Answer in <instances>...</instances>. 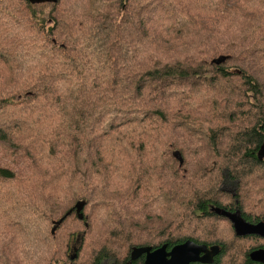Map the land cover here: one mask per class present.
I'll return each instance as SVG.
<instances>
[{"label":"trees","instance_id":"1","mask_svg":"<svg viewBox=\"0 0 264 264\" xmlns=\"http://www.w3.org/2000/svg\"><path fill=\"white\" fill-rule=\"evenodd\" d=\"M212 207L264 217V0H0V264H264Z\"/></svg>","mask_w":264,"mask_h":264},{"label":"water","instance_id":"2","mask_svg":"<svg viewBox=\"0 0 264 264\" xmlns=\"http://www.w3.org/2000/svg\"><path fill=\"white\" fill-rule=\"evenodd\" d=\"M31 3H42V2H56L57 0H29ZM227 56L220 55L211 60L214 64L223 63ZM174 156L178 159L179 165L182 164V158L178 151L173 152ZM84 201L79 200L74 204V212L78 218H82V208L84 206ZM215 210L218 214H221L229 218L233 222L235 233L238 235L247 234H258L264 236V220L257 223H250L246 221L236 210L234 213H229L222 208H211ZM71 210L67 211L64 216L54 221L51 232L60 222L70 214ZM237 216V217H235ZM235 217V218H233ZM220 252L218 245H210L196 243L192 240H185L182 243L175 244L172 247L167 246V244H162L159 247L153 248L152 246H138L133 247L130 252V261L138 259L140 256L144 255L143 264H190L193 262L200 263H212L214 257ZM251 260L259 263H264V248H256L249 253Z\"/></svg>","mask_w":264,"mask_h":264},{"label":"flooded vegetation","instance_id":"3","mask_svg":"<svg viewBox=\"0 0 264 264\" xmlns=\"http://www.w3.org/2000/svg\"><path fill=\"white\" fill-rule=\"evenodd\" d=\"M228 185H230V182L229 181H227V180H225L224 181V183H223V188H224V190H226V191H228V192H231L232 194L234 193V191H235V188H236V186L234 187H232V186H228ZM237 209H234V210H232V211H228L229 213H234L235 211H236ZM235 217H237V216H235ZM235 217H233V218H235ZM229 219V218H228ZM230 220V219H229ZM261 220H264V217L262 218V219H260V221ZM231 221V220H230ZM230 226H231V228L233 229V231L235 232V229H234V226H233V222L231 221L230 222ZM236 235H238V234H236ZM249 235H253V236H257V237H264V236H261V235H258V234H247V235H239V236H249ZM210 246V245H209ZM258 248V247H257ZM140 257H143V261H144V255H142V256H140Z\"/></svg>","mask_w":264,"mask_h":264},{"label":"rangeland","instance_id":"4","mask_svg":"<svg viewBox=\"0 0 264 264\" xmlns=\"http://www.w3.org/2000/svg\"><path fill=\"white\" fill-rule=\"evenodd\" d=\"M222 185V184H221ZM228 186H233V184H230V185H228ZM228 227V226H227ZM56 264H61V263H56Z\"/></svg>","mask_w":264,"mask_h":264}]
</instances>
